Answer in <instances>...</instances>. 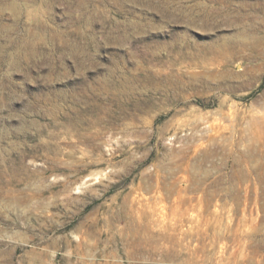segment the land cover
I'll use <instances>...</instances> for the list:
<instances>
[{"label": "rangeland", "instance_id": "374dc122", "mask_svg": "<svg viewBox=\"0 0 264 264\" xmlns=\"http://www.w3.org/2000/svg\"><path fill=\"white\" fill-rule=\"evenodd\" d=\"M0 264H264V0H0Z\"/></svg>", "mask_w": 264, "mask_h": 264}]
</instances>
